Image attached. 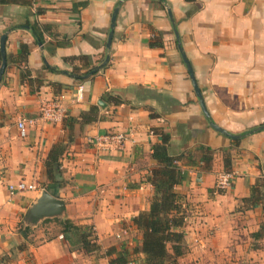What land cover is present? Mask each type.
I'll use <instances>...</instances> for the list:
<instances>
[{"label": "crops", "instance_id": "1", "mask_svg": "<svg viewBox=\"0 0 264 264\" xmlns=\"http://www.w3.org/2000/svg\"><path fill=\"white\" fill-rule=\"evenodd\" d=\"M118 1L0 2L6 58L22 44L29 51L25 61L7 58L0 82V258L10 257L6 264H109L116 258L123 261L111 264H139L134 248L142 231L133 219L149 209L148 178L160 167L152 146L162 144L165 133L167 153L179 157L182 168L174 191L186 213L187 250L177 264H264L263 204L248 208L243 202L264 176V129L233 140L208 124L161 2L121 1L107 64L82 82L64 73L85 68L70 57L85 56L90 67L102 60ZM166 1L211 119L231 133L264 124V0ZM23 68L36 78L33 85L22 79ZM106 93L122 103L107 101ZM45 104L60 106L63 118L98 107L96 121L74 126L59 187L47 179L44 160L64 136L63 118L43 120ZM19 120L26 121L25 137ZM109 131L128 135L122 150L94 142ZM205 148L213 150L208 169L200 160ZM227 153L234 176L219 191L215 182ZM19 181L35 189L11 193L9 185ZM42 188L64 200V216L26 225L24 215ZM65 220L84 226L99 249L86 252L64 231Z\"/></svg>", "mask_w": 264, "mask_h": 264}, {"label": "trees", "instance_id": "2", "mask_svg": "<svg viewBox=\"0 0 264 264\" xmlns=\"http://www.w3.org/2000/svg\"><path fill=\"white\" fill-rule=\"evenodd\" d=\"M2 1L10 0H0V2ZM185 1L192 2L195 0ZM31 30L34 39L40 42L39 35L32 27ZM28 52L27 46L22 44L17 55H9L7 58L10 61H14L15 59L25 61ZM70 59L82 61L85 66L84 69L80 66L72 67L71 72L75 74H84L90 68L85 56H75L70 57ZM47 68L55 72L60 71L54 66H47ZM22 79L30 85L36 82V78L31 77V72L27 68L22 69ZM75 80L82 82L85 79L77 78ZM39 84L40 82L36 85L37 89ZM53 85L56 86L57 84L53 83ZM105 99L112 101L114 104L122 103L120 97L110 93L105 94ZM98 118V107L92 105L88 110L81 111L77 116L67 115L62 119L64 136L52 144L44 160L47 179L56 184L57 187L62 183L61 158L73 142L74 126L78 124L82 127L96 121ZM162 138V144L152 146V156L159 161L160 167L153 169L148 178V181L153 186V195L149 209L141 212L133 219L135 225L142 231V239L134 248V252L141 256V258L139 257V264H177L178 258L185 254L187 250L183 232L186 213L182 206L181 196L174 191V186L181 181L182 168L178 165L179 157L170 156L167 153L165 143L168 140V135L164 133L162 134ZM212 151L210 148L204 149V153L200 159L203 162L202 166L204 169H208ZM230 162L231 158L227 153L224 160L225 172L231 171ZM243 202L248 208L253 207L256 203H262L264 208V176L257 179L251 185L250 194L247 198L243 199ZM64 231L73 234L86 252L99 249V246L94 241L95 236L89 234L84 226H78L65 220ZM261 235L260 230L253 234L254 237ZM19 248H22V246ZM7 261H10V257L7 256L5 258L3 256L0 258V264H6ZM122 261L123 258H116L109 264L114 262L121 263Z\"/></svg>", "mask_w": 264, "mask_h": 264}, {"label": "water", "instance_id": "3", "mask_svg": "<svg viewBox=\"0 0 264 264\" xmlns=\"http://www.w3.org/2000/svg\"><path fill=\"white\" fill-rule=\"evenodd\" d=\"M121 1H123V0H119L118 3L116 4V6L112 10V14H111V18H110L109 31H108V35H107V39H106V43H105V55L102 58V60L98 64L90 67L87 70V72H85L84 74H75V73H72L69 71H64V73H66L67 75H69L72 78L86 79V78L92 76L93 74L97 73L100 69H102L107 64V62L109 60V55H110L109 51H110V46H111L112 37H113V29L115 26V19H116V15H117V12L119 9V4L121 3ZM156 1L161 2L166 9L168 18L172 24L173 32H174L175 39H176L177 48L180 52L181 58L185 64V66H186L192 87H193L194 92L198 98V102L200 104L201 110H202L204 116L206 117V119L208 121V124L212 128H214L215 130L220 132L221 134H223V135H225V136H227L233 140H238L240 138H243L245 136H248L250 134H253L255 132L263 130L264 124H261V125L249 128L247 130H244L243 132H240V133H231V132L225 130L224 128H222L221 126H219L218 124H216L211 119L209 112L207 111V109L205 107V103H204L201 91H200V89L197 85V82L195 80L192 67H191V65H190V63H189V61H188V59H187V57L183 51V48L181 46L180 37H179L178 31L176 28V24H175V20L173 18L171 8L168 5L166 0H156ZM11 29H13V28H11ZM6 36H7V32H4L0 36V82L2 80L4 71L6 68V63H7L6 51H5ZM38 44L40 45L41 43L38 42ZM97 105L101 109H104L106 104L102 99H98ZM64 213H65V202H64V200L57 197L56 195L52 194L49 190L42 188L39 191L34 202L27 209V211L24 215V218H23V222H24V224L28 225V224H31L33 221L40 222V221H43V220L48 219V218H62L64 216Z\"/></svg>", "mask_w": 264, "mask_h": 264}, {"label": "built area", "instance_id": "4", "mask_svg": "<svg viewBox=\"0 0 264 264\" xmlns=\"http://www.w3.org/2000/svg\"><path fill=\"white\" fill-rule=\"evenodd\" d=\"M83 86L81 84L77 87V95L80 98L82 96ZM63 110L60 106L56 104H45L41 107V115L40 117L43 120L57 122L63 118ZM31 122V121H30ZM26 121L19 120L17 122L18 133L20 137H25L27 135ZM128 135L122 131H109L106 133L98 134L94 137V142L103 149L108 150H122L125 141L127 140ZM233 173L230 172H221L217 175L215 187L217 190L222 191L228 188L231 184ZM10 192L14 191H23L27 189H35V185L26 184L23 181H19L15 185H9ZM127 264H132L128 262Z\"/></svg>", "mask_w": 264, "mask_h": 264}]
</instances>
